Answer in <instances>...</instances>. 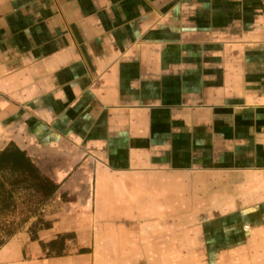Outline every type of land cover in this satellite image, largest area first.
<instances>
[{
  "label": "crops",
  "instance_id": "crops-1",
  "mask_svg": "<svg viewBox=\"0 0 264 264\" xmlns=\"http://www.w3.org/2000/svg\"><path fill=\"white\" fill-rule=\"evenodd\" d=\"M11 142L58 190L0 264H264V0H0Z\"/></svg>",
  "mask_w": 264,
  "mask_h": 264
},
{
  "label": "trees",
  "instance_id": "trees-1",
  "mask_svg": "<svg viewBox=\"0 0 264 264\" xmlns=\"http://www.w3.org/2000/svg\"><path fill=\"white\" fill-rule=\"evenodd\" d=\"M57 190L58 185L14 143L0 150V248L32 219L36 220L28 228L31 241L38 240L39 230L51 228L52 224L42 218L41 210L53 200ZM74 239L72 233L63 234L40 246L46 258L64 256L67 243Z\"/></svg>",
  "mask_w": 264,
  "mask_h": 264
},
{
  "label": "rangeland",
  "instance_id": "rangeland-1",
  "mask_svg": "<svg viewBox=\"0 0 264 264\" xmlns=\"http://www.w3.org/2000/svg\"><path fill=\"white\" fill-rule=\"evenodd\" d=\"M1 145H0V149H1ZM241 214V213H240ZM240 214L238 213V215L236 216V214L234 213V214H231V215H227V217L225 218L226 220L224 221L223 220V222L224 223H226V221H229L230 219H232V218H236L237 220H243V218H241L242 217V215L243 214H241V216H240ZM235 215V216H234ZM222 219H224V218H222ZM225 226H223L222 228H223V230H224V232H225V234H228L229 233V229H230V225L229 224H224ZM211 228V227H210ZM212 229V228H211ZM245 229H247V227H246V225H244V223H242V225L241 226H237V233L238 234H244V232H245ZM72 251H74V249H72ZM68 252V251H67ZM215 261L216 259H213V258H211V257H209V258H207L206 259V264H211L212 263V261ZM228 260L229 259H227L225 262H228ZM224 262V263H225ZM258 262H260V259H258Z\"/></svg>",
  "mask_w": 264,
  "mask_h": 264
}]
</instances>
